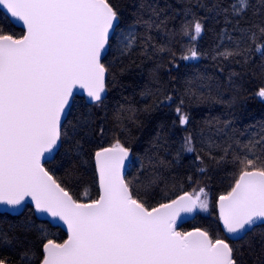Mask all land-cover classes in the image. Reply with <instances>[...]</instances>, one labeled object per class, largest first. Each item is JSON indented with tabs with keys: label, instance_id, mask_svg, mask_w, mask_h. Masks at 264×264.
I'll list each match as a JSON object with an SVG mask.
<instances>
[{
	"label": "trees",
	"instance_id": "16d2710c",
	"mask_svg": "<svg viewBox=\"0 0 264 264\" xmlns=\"http://www.w3.org/2000/svg\"><path fill=\"white\" fill-rule=\"evenodd\" d=\"M109 2L120 17L117 31L137 27L136 43L130 51L121 50L113 35L103 60L108 69L107 96L94 104L84 95L75 96L63 125L62 146L46 168L77 201L98 199L95 153L119 141L139 160L138 165L132 163L126 179L146 207L203 188L210 198L211 215H197L180 230L203 229L213 239L241 247L245 264H264V224L231 240L217 214L219 197L231 191L243 167L232 161V150L240 151L234 141L247 143L264 124V100L256 95L264 87V49L258 52L251 42H240L250 25L264 22V6L260 0H250L251 7L237 16L232 11L235 0ZM149 20L151 27L145 23ZM196 20L203 25L199 35L192 29ZM0 30L16 38L25 33L1 8ZM256 43L264 44V38L258 36ZM249 47L246 56L218 55L225 49ZM191 50L198 56L183 59ZM178 107L189 117L185 125L180 123ZM189 133L194 136V153L181 151ZM229 144V156L220 161ZM0 234L14 241L0 242V257L8 264H21L25 253L27 264H41L47 239L62 243L67 238L60 226L39 219L30 204L19 215L0 212Z\"/></svg>",
	"mask_w": 264,
	"mask_h": 264
},
{
	"label": "snow or ice",
	"instance_id": "6c2138e0",
	"mask_svg": "<svg viewBox=\"0 0 264 264\" xmlns=\"http://www.w3.org/2000/svg\"><path fill=\"white\" fill-rule=\"evenodd\" d=\"M260 3L264 6V0ZM0 6L27 29L19 39L0 30V203L17 206L30 196L37 211L63 220L69 232L63 243L47 239L41 264H245L241 247L225 239H213L201 229L176 231L180 213L207 209L200 199L203 188L151 210L136 198L121 174L129 150L119 141L95 153L101 191L90 203L74 200L42 166L41 157L61 136V115L73 89L79 85L101 102L106 74L101 54L119 21L109 0H0ZM250 7V0H235L232 11L240 16ZM145 23L152 26L151 20ZM192 29L199 35L203 25L196 20ZM258 36L264 38V22L250 25L240 42H251L259 52L264 44L256 43ZM135 39L128 38L126 51ZM250 50L225 49L218 55L228 59ZM197 56L191 50L183 59ZM256 95L264 100V87ZM176 111L180 123L187 124L189 117L179 107ZM193 140L189 133L181 151L196 152ZM234 143L240 151L232 150V161L243 167L235 186L219 197L220 219L228 234L247 235L264 222V124L247 143ZM230 149L231 144L223 149L220 161ZM196 159L203 162L200 155ZM0 242L14 243L8 234H0ZM26 257L21 264H27ZM0 264H7V258L0 257Z\"/></svg>",
	"mask_w": 264,
	"mask_h": 264
},
{
	"label": "water",
	"instance_id": "95a60500",
	"mask_svg": "<svg viewBox=\"0 0 264 264\" xmlns=\"http://www.w3.org/2000/svg\"><path fill=\"white\" fill-rule=\"evenodd\" d=\"M0 8L9 16L10 20L18 27L22 28L25 30V33L24 35L26 34L27 32V29H26V26L23 24L22 21L16 19V18H13L11 17V14L7 12V10L3 7V6H0ZM120 24V17H119V21H118V26ZM118 26L114 25V30H110V33H109V38H108V43L106 44L105 46V50L102 51V54H101V63H103V60L104 58L106 57V55L109 53L110 51V47H111V39L113 37V35L116 33L117 31V28ZM16 38V37H14ZM21 38V37H20ZM16 39H19V38H16ZM105 66V65H104ZM106 68V67H105ZM107 79H108V69L106 68V74H105V91L101 93V101L105 99V97L107 96L108 94V88H107ZM77 94H80V95H84L87 102L90 103V104H94V103H97L96 101L92 100L91 97L88 96V93H87V90L84 89V88H81L79 85H77L74 89H73V95L72 97L70 98V101H69V105L66 107L65 111L62 113L61 115V121H60V132H61V136L59 138V140L57 141V145L53 148L52 151L50 152H45L44 155L41 157V164L42 166L49 172V174L53 177V179H55V177L52 175V173L46 168L45 166V163L49 160H52L56 153L59 151V149L61 148L62 146V142H63V137H62V130H63V125L65 123V121L67 120L68 116H69V113H70V110L73 106V103H74V98ZM114 146V145H113ZM113 146H108V147H104V148H111ZM123 147H125L124 145H122ZM127 148V147H125ZM103 149V148H102ZM129 154L128 156L125 158L124 160V164L121 168V174L124 178V180L127 182V179H126V175L128 173V171L130 170L131 168V165L133 163V160H134V153L129 149ZM101 150V149H100ZM98 150V151H100ZM94 162H95V167H96V172H97V176H98V180H99V172H98V169H97V166H96V159L94 157ZM56 180V179H55ZM56 182L62 187L64 188L57 180ZM235 186V185H234ZM65 189V188H64ZM66 190V189H65ZM99 190L101 191L100 189V185H99ZM70 196H72V198L74 200H76L74 198V196L68 191L66 190ZM186 193H189V194H193L195 195L194 193L192 192H186ZM198 193V192H197ZM184 195L181 194L179 196H182ZM202 195L201 194V197L200 199H202ZM227 195V194H226ZM179 196H177L176 198L172 199V200H175L177 199ZM99 199V198H98ZM171 200V201H172ZM77 201V200H76ZM171 201H168L166 203H170ZM79 203H90L91 201H77ZM30 204L34 207V210H35V214L36 216L39 218V219H44V220H48L49 222H51L53 225L55 226H60L66 233H67V238L65 240L68 239V235H69V232H68V226L67 224L63 221V220H60L59 218H54L52 217L49 213L47 212H41V211H37L36 208H35V203L34 201L32 200V198L30 196L28 197H25L24 200L21 202L20 205H17V206H11V205H7L5 203H0V212H4V213H11V214H14V215H19L21 214L24 210H25V207ZM158 207V206H157ZM151 210V209H149ZM199 211V207H197L193 212L191 213H180V215L177 217V220H176V225H175V228H176V231H179V232H182L180 231V227L183 226L184 224H186L187 222L189 221H192L195 219V217L197 216V213ZM217 214H218V218H219V221H220V224H221V227L224 231V233L226 234V236L231 239V240H239L241 238H243L245 236V234L243 232L241 233H238L236 235H231V234H228L224 228V225H223V222L222 220L220 219V207H219V199H218V202H217ZM260 224H264V222H257L253 227L252 229L257 226V225H260ZM195 229H200V228H194V229H191L187 232H191V231H194ZM246 229H247V226H246ZM252 229L248 230V232H250ZM202 231H205L203 229H201ZM211 237V236H210ZM64 240V241H65ZM63 241V242H64ZM227 241V240H226ZM62 242V243H63ZM228 242V241H227ZM58 243V242H56ZM229 243V242H228ZM8 264V263H7Z\"/></svg>",
	"mask_w": 264,
	"mask_h": 264
},
{
	"label": "rangeland",
	"instance_id": "374dc122",
	"mask_svg": "<svg viewBox=\"0 0 264 264\" xmlns=\"http://www.w3.org/2000/svg\"><path fill=\"white\" fill-rule=\"evenodd\" d=\"M136 32H137V27L136 26H130L124 29H119L116 32V38H117V46L118 48H120L121 50L125 49V45L128 42V38L131 36H136ZM135 43H136V39H135ZM135 43L132 45V47H134ZM139 164V160L138 159H134L133 160V165H138ZM202 201H205L208 205L207 209H201L199 208L198 214L197 215H203V216H210L211 215V209H210V198L209 195L207 193H204L202 195ZM182 231V230H180Z\"/></svg>",
	"mask_w": 264,
	"mask_h": 264
}]
</instances>
